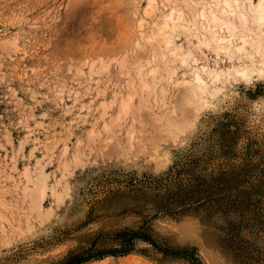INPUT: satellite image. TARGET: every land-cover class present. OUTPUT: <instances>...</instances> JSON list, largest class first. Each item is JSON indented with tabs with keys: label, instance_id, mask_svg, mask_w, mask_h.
<instances>
[{
	"label": "rangeland",
	"instance_id": "rangeland-1",
	"mask_svg": "<svg viewBox=\"0 0 264 264\" xmlns=\"http://www.w3.org/2000/svg\"><path fill=\"white\" fill-rule=\"evenodd\" d=\"M147 1L0 0V264H62L89 254L101 257L83 264H194L191 254L200 264H264V73L252 82L231 74L250 63L244 55L218 40L198 48L196 31H177L168 49H190L195 57L176 64L166 101L154 104L138 93L133 115L103 131L102 104L109 105L107 119L117 114L136 64L142 71L159 65L150 79L165 75L166 60L152 59L154 24L186 0H156L155 14L144 15ZM199 70L207 74V91L193 86ZM219 70L229 72L227 79L211 78ZM192 90L204 93L198 107L205 98L209 103L196 114ZM140 95L141 104H150L140 106ZM188 100H196L194 108ZM169 103L189 121L177 140L168 134L176 120L165 110ZM96 124L100 132L91 139ZM27 173L32 182L46 173L61 199L49 190L43 212L35 213L24 191Z\"/></svg>",
	"mask_w": 264,
	"mask_h": 264
},
{
	"label": "bare ground",
	"instance_id": "bare-ground-1",
	"mask_svg": "<svg viewBox=\"0 0 264 264\" xmlns=\"http://www.w3.org/2000/svg\"><path fill=\"white\" fill-rule=\"evenodd\" d=\"M160 1V0H159ZM167 1V0H166ZM174 1V0H173ZM178 1V0H177ZM181 1H183V0H181ZM170 2V1H169ZM187 2H189V3H187ZM211 6L209 5V3H210V0H186L185 1V4L187 3V4H189L188 5V7L186 6V8H184L185 7V4H184V7L183 6H180V5H173V6H169V12H168V14L165 16L164 15V17L162 18V21L161 22H159V21H156V23H158L159 22V24L158 25H156V23L154 24V26H156L157 28H156V32L154 33V38H156L157 40H152V38H153V35H150L149 34V36H148V34H147V36H148V38L149 39H147V40H152V41H154V42H158L156 45H154V47H153V49H152V59L154 58H156L157 60L158 59H160V58H158V56L159 57H161L162 59H164V60H166V63L165 64H163L165 67H166V70L164 71V73H165V75L163 76V75H159L160 77H152L151 79H150V77H149V75H154L155 73L156 74H158L157 72H158V70H157V68H158V66L159 65H157V66H151L150 64H148V65H150L151 67H150V69L149 70H147V71H142V69H144V68H142L141 67V63H140V67L139 66H137L138 64H136V69L135 70H137V76H136V78H134V81L132 80H130V81H128V83H127V88L129 87V86H131V88H128L129 89V91H128V93L126 94V96H123L122 97V99H120V105H119V107H118V111H117V114L114 116V117H110L109 119H107L106 117H107V110L108 109H106L107 108V106H109V105H107V106H105V104L106 103H104V104H102V105H104L103 106V111H102V121H103V124H104V126L102 125V127H103V129L104 128H108L109 129V131H111L112 129V125L115 123V122H117L116 124H118V122H121L124 118H127L128 117V115H133V113L131 112V114H129V112H130V110H131V108L133 109L135 106H134V103H133V101H134V99L138 96V93H140V94H142V93H146V95H148V99H152L153 100V103L155 102V103H158L157 101L158 100H160V102H165L166 101V98H167V94H168V88L166 87V82H170L171 84H172V80H174L173 78L175 77V74H176V71L179 69H177L176 68V64L177 63H179V64H181V65H185V64H188V60L189 59H191V57L192 56H194V51L193 50H190L189 48V50H183L182 49V47H176V45H175V47L174 48H172L171 50L170 49H168L169 48V46L170 45H173L174 43H175V36H176V33H177V31H179V30H186V32H188V31H190L191 29H193L194 31H196V33H193L194 31H192V33L194 34V35H196V36H194V37H196V41H197V46L196 47H198V48H201L202 46H204V48L205 47H210V45L211 44H213V42L214 41H216V40H218L219 42H221L222 43V45H223V43L224 42H226V45H227V42H228V47L230 48L231 46H233L234 48H232L233 50H231V52H232V54L233 53H239V54H242V55H244V57H246L248 60H249V64L248 65H242V66H239L238 67V69H237V67H236V69H234L233 67V69L235 70V72L233 73L232 72V70H231V74H235L234 76H239L240 78H242V79H244V80H246V81H250V82H252L251 80L253 79V77H254V75L257 73V74H259L260 76H262L261 74L262 73H264V69L262 68V66L264 65V31L262 32V30L261 31H258L260 28L262 29V27H264V0H256L255 1V3H253V0H211ZM155 3H157L156 2V0H148L147 1V5H146V7L143 9V14L144 15H149V14H151L152 12L155 14V12H154V10H153V8H154V6H155ZM161 3V2H160ZM176 3V2H175ZM182 3H184V2H181V4ZM162 4V3H161ZM167 4V3H166ZM170 4V3H169ZM169 4H167V5H169ZM173 4V3H172ZM163 5V4H162ZM161 5V6H162ZM164 6V5H163ZM167 8V7H166ZM165 8V9H166ZM252 13V16L251 17H253L254 18V21H252V22H250L251 20L249 19V15ZM151 16V15H150ZM149 16V17H150ZM252 18V19H253ZM143 20L144 19H142L141 21H140V23H139V27L141 28L144 24L143 23H145V22H143ZM250 20V21H249ZM254 22V24H255V26H256V24L258 25V26H256L258 29H256L251 23H253ZM259 26H260V28H259ZM253 27L256 29L255 31H254V29H253ZM155 28V27H154ZM138 29V28H137ZM143 29V28H142ZM211 29V33H210V30ZM213 29L214 30H216V29H218V31L219 32H222L223 34H218V33H214L213 32ZM153 32V31H152ZM151 32V33H152ZM180 32V31H179ZM185 32V31H184ZM185 32V33H186ZM217 32V31H216ZM139 33H141V32H139ZM190 33V32H189ZM188 33V34H189ZM218 34V35H217ZM142 35H143V33H142ZM184 35V34H183ZM189 35H191V34H189ZM189 35H187V38H188V36ZM146 36V35H145ZM178 36V35H177ZM144 37V36H143ZM179 37V36H178ZM177 37V38H178ZM146 38V37H145ZM189 38H191V37H189ZM193 39V38H192ZM143 40V39H142ZM145 41V40H144ZM195 41V40H194ZM218 41H216V43H218ZM148 42V41H147ZM149 42H151V41H149ZM137 43V42H136ZM151 43H153V42H151ZM150 43V44H151ZM6 44H13V43H10V42H7ZM138 44V43H137ZM191 44V43H190ZM193 44V43H192ZM195 44V45H196ZM215 44V43H214ZM220 45V44H219ZM221 45V47H223ZM137 46H139V45H137ZM215 46V45H214ZM216 46L218 47V45L216 44ZM225 46V45H224ZM195 47V48H196ZM212 47V46H211ZM221 47H218V49L219 50H221V51H227V52H225V53H227V55L229 56V53L228 52H230V50L227 48V49H225V47H224V49L223 48H221ZM215 48V47H214ZM206 49V48H205ZM213 49V48H212ZM218 49H213V50H215L216 52H218L217 50ZM231 49V48H230ZM198 50V49H197ZM201 50V49H200ZM199 50V51H200ZM202 51V50H201ZM200 51V52H201ZM220 51V52H221ZM215 52V53H216ZM223 53V52H222ZM224 53V54H225ZM148 54H149V52H148ZM218 54V53H217ZM216 54V55H217ZM238 54V55H239ZM223 55V54H222ZM221 55V56H222ZM226 55V56H227ZM231 55V54H230ZM257 55H259V57L261 58V60L259 61V60H257L256 59V57H257ZM261 55V56H260ZM149 56V55H148ZM218 57H219V55H217ZM216 56V57H217ZM225 56V57H226ZM234 56V55H233ZM125 57V56H124ZM195 57V56H194ZM217 57V58H218ZM231 58L230 59H232L233 57L232 56H230ZM243 57V56H242ZM127 57H125V59H126ZM239 58V57H238ZM123 59V58H122ZM155 59V60H156ZM218 59H221V58H218ZM224 59V58H223ZM239 59H241V57L239 58ZM239 59H238V61H239ZM246 59V60H247ZM113 60H114V58H113ZM117 60V59H116ZM192 60V59H191ZM125 61V62H124ZM124 61H122V62H124V63H126V62H128V58H127V60H124ZM138 61H141V60H138ZM149 61V59H147V62ZM231 61V60H230ZM93 62V61H92ZM102 62V61H101ZM101 62H100V64H101ZM117 62H119V61H117ZM159 62V61H158ZM194 62H196V59H195V61ZM234 62V61H233ZM242 62V61H241ZM120 63V62H119ZM149 63H155L154 61H149ZM160 63V62H159ZM90 64V63H89ZM93 65H92V67H94V65H95V62H93L92 63ZM103 64H104V66H103ZM102 64V66H103V73H105L104 71H106L105 69H106V63L104 62ZM111 63H109V65H110ZM121 64V63H120ZM119 64V65H120ZM127 64V63H126ZM126 64L124 65V66H126ZM244 64H245V62H244ZM128 65V64H127ZM147 65V64H146ZM101 66V65H100ZM97 67H99V66H97ZM96 67V68H97ZM120 67V66H119ZM121 67L124 69V67L122 66V64H121ZM127 67V66H126ZM137 67L139 68V69H137ZM149 67V66H148ZM264 67V66H263ZM204 67L202 66V69H203ZM88 69H89V67H88ZM95 69V68H94ZM107 69H108V66H107ZM158 69H160V67L158 68ZM163 69V68H162ZM205 69H206V67H205ZM97 70V69H96ZM96 70L94 71V75H96ZM101 70H102V68H101ZM100 70V74H101V71ZM134 70V71H135ZM229 70V69H228ZM228 70H227V72H228ZM83 71V70H82ZM91 70H89V73H90V75L92 74V71L90 72ZM107 71H109V69L107 70ZM129 71V70H128ZM127 71V72H128ZM205 70H199V71H195L194 72V74H193V80H194V82H193V86H195L196 85V88L195 89H199V91H196V92H200V90H202L203 91V88L204 87H206V79H205V74H206V72H205V74L204 73H202V72H204ZM208 71V70H207ZM211 71V70H210ZM219 71H221V72H219ZM219 71H213L211 74H212V76L213 77H211V78H214V80H216V81H220L222 78L221 77H224V78H226L225 77V75L224 74H228V73H224L223 71L224 70H219ZM99 72V68H98V70H97V73ZM126 72V73H127ZM209 73V72H208ZM83 75H84V73H82ZM99 74V73H98ZM129 74V73H128ZM192 74V73H191ZM210 73H209V76L211 75ZM256 74V75H257ZM93 75V74H92ZM130 75V74H129ZM207 75V74H206ZM232 76V75H231ZM231 76H229V77H231ZM258 76V75H257ZM92 77V76H91ZM101 77V76H100ZM208 77V76H207ZM233 77V76H232ZM259 77V76H258ZM257 78V77H256ZM255 78V79H256ZM99 79V78H98ZM209 79V78H208ZM227 79V78H226ZM226 79H224L225 81L224 82H226L227 80ZM235 79V78H234ZM242 79H240V80H242ZM97 80V79H96ZM214 80L212 79L211 81H213L214 82ZM236 80V79H235ZM190 81V80H189ZM189 81H187L186 80V82H187V84H188V82ZM228 81H229V79H228ZM234 81V80H233ZM129 82H131V83H129ZM135 82H137V87L135 86ZM176 82H177V80H176ZM179 82H181V81H179ZM179 82H177L178 84H179ZM185 81H184V83H186ZM212 82V83H213ZM224 82H221V83H224ZM183 83V82H182ZM183 83V84H184ZM189 83H191V82H189ZM215 83V82H214ZM128 84H129V86H128ZM174 85H175V83H173ZM178 84H176L175 86H177ZM181 84V83H180ZM179 84V85H180ZM192 84V83H191ZM190 84V85H191ZM216 84H217V82H216ZM123 85V84H122ZM168 85H169V83H168ZM207 85H209V84H207ZM210 86V85H209ZM211 86H213V84L211 85ZM123 87V86H122ZM121 87V88H122ZM169 87V86H168ZM192 87V86H191ZM208 87V86H207ZM217 87V86H216ZM126 88V87H125ZM209 88V87H208ZM194 89V88H193ZM213 89V88H212ZM220 89H222V87L220 88ZM219 89V90H220ZM118 90H120V89H118ZM127 90V89H126ZM158 90H159V92H158ZM193 92V94H195V95H193V96H195V97H193V96H191L190 95V98H188V99H191L192 97L193 98H196V93H194L195 91L194 90H192ZM204 91H207L205 88H204ZM211 91V90H210ZM209 91V92H210ZM208 92V93H209ZM217 92V90H215L214 91V89H213V91H211L210 93H215V94H217L216 93ZM222 92V91H221ZM220 92V93H221ZM118 93V92H117ZM115 94V93H114ZM122 94V93H121ZM120 94V95H121ZM204 93H199V96H197L198 97V100H199V102H197L196 100V104H194V105H196V107L194 108V105H193V103L195 102H193V101H191V100H188V102H186L185 101V104H187V106L190 108V107H192V108H194V109H196L195 110V114H196V111L197 110H203V108L205 107L206 108V106L208 107V102L206 101V100H208V99H206L205 98V101H204V103L203 104H201L199 107H198V105H197V103H202V102H200V101H202V95H203ZM212 94V95H213ZM215 94H214V97H215ZM222 94V93H221ZM119 95V96H120ZM143 95V94H142ZM145 95V96H146ZM211 95V96H212ZM117 96V95H116ZM141 96V95H140ZM172 96V95H171ZM170 96V97H171ZM208 95H206L205 97H207ZM210 96V97H211ZM142 97V96H141ZM169 97V98H170ZM199 97L201 98V99H199ZM213 97V98H214ZM114 98H115V96H114ZM113 98V99H114ZM139 98V97H138ZM143 99H141V100H139V104H140V106L142 105V106H146V103L148 104L149 102H148V99H147V101H146V103H144V104H141L140 103V101L142 102V101H144V98H146V97H142ZM171 99V98H170ZM192 100H194V99H192ZM204 100V99H203ZM217 100H218V98H217ZM170 101V100H169ZM189 101H190V104L188 105V103H189ZM116 101L115 100H113V102L112 101H110V103L111 104H114ZM192 102V103H191ZM154 103V104H155ZM174 103H176V102H174ZM212 103V102H211ZM215 103V102H214ZM150 104V103H149ZM160 104L161 103H159V106H160ZM191 105H193V106H191ZM114 106V105H113ZM132 106H134V107H132ZM148 106H150V105H148ZM169 106H172V103L170 104L169 103ZM168 106V104L167 105H165V110L167 109L166 107H168V109L169 108H171V110H172V114L171 115H176L175 116V121H174V119H173V121L171 122V123H173V125L172 124H168L167 125V123H166V127H171V125H172V127H171V129L169 128V130L171 131V132H168V134L169 133H171V134H169L170 135V137H171V135H172V137L173 136H175L176 137V140L178 139V133H182L184 130H186L187 129V126H188V123H189V121H188V119H187V117H186V113L187 112H185V113H183V111L181 112V113H179L178 111H177V108H176V106L174 107V106H172V107H169ZM209 106H211V105H209ZM214 106V105H213ZM111 107V106H110ZM115 107V106H114ZM162 107H163V104H162ZM187 107V108H188ZM198 107V108H197ZM262 107V106H261ZM96 108H98V107H96ZM101 110H102V108H101ZM200 110V111H201ZM132 111V110H131ZM169 110H167V112H168ZM198 113V112H197ZM101 115V114H100ZM110 115V114H109ZM174 115H173V118H174ZM188 116V115H187ZM196 116V115H195ZM131 117H133V116H131ZM96 118V117H95ZM94 118V119H95ZM100 119V118H99ZM98 119V120H99ZM177 119L178 120H180L181 121V123H183V124H185V125H183V128H181V124L179 123V126L176 124V122H177ZM97 119H96V121H98ZM125 120V119H124ZM132 120V119H131ZM134 120H136L135 118H133V121L131 122V123H133V122H136V121H134ZM179 121V122H180ZM94 122V121H93ZM112 122H114L113 124H112ZM125 122V121H124ZM169 122V121H168ZM95 123V122H94ZM112 124L111 126L109 125V124ZM178 123V122H177ZM190 123H191V120H190ZM120 124V123H119ZM131 125H134V123L133 124H131ZM131 125H130V127H131ZM176 125H177V128H176ZM187 125V126H186ZM191 125V124H190ZM111 128H110V127ZM114 126V125H113ZM120 126H122V125H118V127H120ZM186 126V127H185ZM115 127V126H114ZM128 127L129 129H127L126 130V133H128V135H129V132H130V135L129 136H131V140L133 139V137H134V132H135V129H134V126L133 127ZM176 129H175V128ZM189 127V126H188ZM136 128V127H135ZM167 128V129H168ZM172 128H174L175 130H172ZM185 128V129H184ZM99 128H98V124H96L94 127H92V129H91V135H90V138L92 139V137H95V136H97L99 133L98 132H100L99 130H98ZM108 129H107V133H109L108 132ZM111 129V130H110ZM102 130V129H101ZM104 132H105V129L103 130ZM128 131V132H127ZM173 131V132H172ZM186 132V131H185ZM96 133H98L97 135H95ZM106 134V133H105ZM113 134V133H112ZM100 135H102V134H100ZM127 135V138L129 137ZM180 135V134H179ZM115 136V135H114ZM113 136V137H114ZM88 137V136H87ZM98 137V136H97ZM101 137V136H100ZM99 137V138H100ZM112 137V138H113ZM90 138H89V140H90ZM105 138V137H104ZM107 138V137H106ZM106 138H105V141H106ZM130 139V137L128 138V140ZM172 139V138H171ZM175 139V138H174ZM174 139H172L173 141H174ZM100 140V139H99ZM111 140V139H110ZM131 140H129V141H131ZM91 141V140H90ZM104 141V142H105ZM92 142V141H91ZM90 142V143H91ZM97 142H99V141H97ZM96 142V143H97ZM102 142H103V140H102ZM108 142V141H107ZM81 143H83V141H81ZM80 143V144H81ZM94 143L95 142H93V146H94ZM106 143V142H105ZM89 144V143H88ZM99 144V143H98ZM104 144V143H103ZM132 143H130V145H131ZM145 144V143H144ZM107 145V144H106ZM99 147H100V145H98ZM159 146V145H158ZM158 146H156V148L158 147ZM86 147H87V145H86ZM133 147V146H132ZM161 147V146H160ZM89 148V147H88ZM144 148V147H143ZM146 148V147H145ZM144 148V149H145ZM92 148L90 147V150H91ZM96 149V148H95ZM147 149V148H146ZM157 149H159V147L157 148ZM154 150H155V148H154ZM91 151H93V150H91ZM145 151V150H144ZM144 151H142V152H144ZM156 151V150H155ZM77 152V151H76ZM83 152V151H82ZM157 152V151H156ZM155 152V153H156ZM161 152V151H160ZM97 154V153H96ZM157 154H159L158 152L156 153V155ZM82 155H83V153H82ZM81 157V156H80ZM75 159H78L77 158V155H76V157H75ZM79 160V159H78ZM77 160V161H78ZM76 161V160H75ZM64 162V161H63ZM69 162H71V160H69ZM68 164V163H67ZM73 164V163H72ZM62 165V164H61ZM71 167V166H70ZM28 169V168H27ZM62 170H63V168H61ZM63 171H68V165H66V163L64 162V170ZM62 171V172H63ZM44 172V171H43ZM70 172V171H69ZM64 173V172H63ZM62 174V173H61ZM27 175L28 176H26V179L27 180H25V182H27L28 184L25 186L26 188H24V191L26 190L29 194L31 193V197H32V199L33 200H31L32 202H34V203H31V204H34L35 205V209L34 210H36V212L35 213H37V211H39V212H43V205H42V202L44 201V199L46 198V196H47V194H48V191L49 190H51V193H53L54 194V197H56L55 199H58V200H60L61 199V193L62 192H56L57 190H56V188L54 187V186H52V187H50V185L48 184V175L45 173V174H41L40 173V176L34 181L33 180V182L32 181H30V175L27 173ZM64 175V174H63ZM67 175L69 176V174L67 173ZM36 177V176H35ZM34 177V178H35ZM61 177H63V176H61ZM64 177H66V175H64ZM32 182V186H30V183ZM68 182V181H67ZM59 183V182H58ZM57 184V183H56ZM60 184V183H59ZM58 185V184H57ZM66 186H68V184L66 185V183H65V188H64V191L66 190ZM68 189H69V187H68ZM67 192V191H66ZM57 193H59V194H57ZM62 194H64V193H62ZM66 195V194H65ZM30 196V195H29ZM68 196V195H67ZM48 197V196H47ZM53 197V196H52ZM62 197H63V195H62ZM31 199V198H30ZM63 199V198H62ZM56 201L57 200H55V203H56ZM56 204H60V203H56ZM61 205H62V203H61ZM45 209V208H44ZM47 211V210H46ZM45 212V211H44ZM46 213V212H45ZM44 213V214H45ZM48 213V212H47ZM50 213H51V210H50ZM38 215V214H37ZM50 215V214H49ZM43 216V215H42ZM41 216V217H42ZM46 216V215H45ZM39 217V216H38Z\"/></svg>",
	"mask_w": 264,
	"mask_h": 264
},
{
	"label": "trees",
	"instance_id": "trees-1",
	"mask_svg": "<svg viewBox=\"0 0 264 264\" xmlns=\"http://www.w3.org/2000/svg\"><path fill=\"white\" fill-rule=\"evenodd\" d=\"M123 253H125L124 250L115 252V254H123ZM99 257H101L100 254H96V255L89 254V256L87 257H84L82 255H71L64 262H62V264H83L85 262L92 260L93 258H99ZM190 260L194 264H200L199 259L196 258L194 254H191Z\"/></svg>",
	"mask_w": 264,
	"mask_h": 264
}]
</instances>
